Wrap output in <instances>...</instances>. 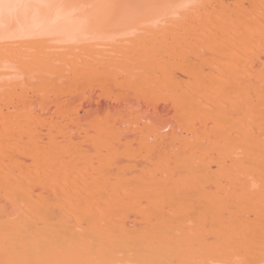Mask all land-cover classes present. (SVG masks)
Listing matches in <instances>:
<instances>
[{"label":"bare ground","instance_id":"obj_1","mask_svg":"<svg viewBox=\"0 0 264 264\" xmlns=\"http://www.w3.org/2000/svg\"><path fill=\"white\" fill-rule=\"evenodd\" d=\"M0 264H264V0H0Z\"/></svg>","mask_w":264,"mask_h":264},{"label":"rangeland","instance_id":"obj_2","mask_svg":"<svg viewBox=\"0 0 264 264\" xmlns=\"http://www.w3.org/2000/svg\"><path fill=\"white\" fill-rule=\"evenodd\" d=\"M94 97H95V95H94ZM93 97V98H94ZM93 106L95 107V105L94 104H91V108H93ZM99 106L100 107H104V106H106V103L105 102H102V104H99ZM84 112V108L82 109V113Z\"/></svg>","mask_w":264,"mask_h":264}]
</instances>
